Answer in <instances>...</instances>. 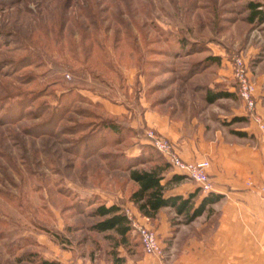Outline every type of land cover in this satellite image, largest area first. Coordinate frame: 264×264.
Returning a JSON list of instances; mask_svg holds the SVG:
<instances>
[{"label":"rangeland","instance_id":"obj_1","mask_svg":"<svg viewBox=\"0 0 264 264\" xmlns=\"http://www.w3.org/2000/svg\"><path fill=\"white\" fill-rule=\"evenodd\" d=\"M93 2L98 3L95 17L80 15L79 8ZM245 3L0 0V97L5 96L0 99V264H35L19 260L28 252L47 259L106 258L112 242L89 229L99 218L87 213L105 201L100 195L129 190L126 171L109 169L107 162L124 163L122 156L116 157L120 154L135 157L128 153L136 145L131 121L139 98H163L182 117L202 107L206 127L216 121L236 126L234 113L243 102L231 59L240 55L264 103V22L248 23ZM180 37L186 38L184 49L177 42ZM73 48H93V64L109 59L112 66L92 69L78 62L69 70L60 55L69 57ZM210 55L219 62H200ZM191 64L194 71L182 82ZM81 66L84 71H73ZM52 75L61 79L58 84L50 81ZM64 88L73 91L64 93L63 109L47 122L51 108L67 92ZM207 89L234 95L208 104L203 102ZM31 91L41 96L24 101L22 108L19 100H27ZM102 99L124 102L130 115L107 114ZM109 118L126 122L120 135L107 128L114 123ZM148 129L143 128L144 136ZM150 154L163 157L156 150ZM194 192L203 193L198 187ZM168 212L172 225L185 222L182 215ZM205 212L202 218L210 211Z\"/></svg>","mask_w":264,"mask_h":264},{"label":"crops","instance_id":"obj_2","mask_svg":"<svg viewBox=\"0 0 264 264\" xmlns=\"http://www.w3.org/2000/svg\"><path fill=\"white\" fill-rule=\"evenodd\" d=\"M148 99L139 98L136 104V118L131 121L136 130V145L128 155L137 156L143 145H149L143 128H152L174 144L183 160L206 158L210 161L211 193L219 195V199L206 207L210 212L204 218L205 211L190 222L172 225L167 216L168 211H173L169 207L162 208L155 218L141 215L125 195L135 188L131 180H127L129 190L119 188L114 195H100L107 206L116 204L129 209L139 222L154 227L160 238L162 259L144 254L142 247L136 244L130 251L119 248L126 264H264V128L246 116L243 103L239 112L234 113L241 118L233 121L238 123L236 126L216 121L206 127L200 114L202 107L182 117L174 112L175 108L172 110L173 106L150 96ZM256 99V111L264 123V103L258 96ZM100 102L109 115L123 117L131 113L124 102L105 99ZM232 130L242 131L244 135H236ZM125 174L128 177V172ZM173 174L179 172L169 167L162 182ZM197 187L194 181L181 180L172 184L166 194L186 197ZM204 196V193L196 195V206ZM132 232L138 241L139 236L134 230ZM68 257L54 259L62 264L109 262L107 259L83 261Z\"/></svg>","mask_w":264,"mask_h":264},{"label":"trees","instance_id":"obj_3","mask_svg":"<svg viewBox=\"0 0 264 264\" xmlns=\"http://www.w3.org/2000/svg\"><path fill=\"white\" fill-rule=\"evenodd\" d=\"M98 5L97 2H93L92 4L84 5L79 8L80 15H83L85 18L91 19V17H95V10ZM244 9L247 11L246 20L248 23H263L264 22V4L262 2H258L255 0H246V3L244 4ZM91 21V20H90ZM96 41V39H94ZM177 42L180 45V48L184 49V47L187 45L186 38L180 37L177 39ZM93 48H90L88 50H81L78 52L75 50V48L70 50L69 57H65L63 54L60 56L62 57L61 61H65L63 63L64 66H66L67 69L71 68V63H78L81 62L85 65V67H91L93 69H101L103 65L106 66V68H111V62L109 59H107V62H102V64L97 65V63H92L91 56L93 55L92 52ZM83 55L82 56H80ZM51 61V60H50ZM202 63H218L219 57L218 56H207L202 61ZM195 64V63H194ZM194 64H191V66L188 68L187 72L182 74L180 77L182 82L187 81L189 76L193 73V66ZM51 65H53L51 61ZM75 65V64H74ZM38 66H41L38 65ZM60 69L59 71L63 72L64 69ZM70 70V69H69ZM73 71L75 72H82L84 71L83 66L81 68H73ZM60 78L57 76L52 75L50 78L51 82H54L55 84H58L60 82ZM157 87V86H156ZM67 92H63L62 95L58 98V107L51 108V111L49 113V116L47 118V122H50L54 119L55 113L59 111L60 108V102L64 98L66 93H71L73 89L71 88H64ZM63 89V90H64ZM155 86L151 89L152 91H155ZM150 91V92H152ZM32 93L31 96L29 95L26 100L24 98L23 92H18V97L21 99L22 97L24 99L19 100L20 106L23 108L25 107L24 101H33L37 99L41 94L39 92H29ZM28 93V94H29ZM65 93V94H64ZM27 94V95H28ZM7 95V94H6ZM9 95V94H8ZM26 95V96H27ZM234 94L232 92H229L227 90H211L207 89L205 94L203 95L204 101L208 104H211L215 102L218 99L221 98H229L232 97ZM5 96L0 97L4 98ZM163 102V98L159 99L158 102ZM63 108H60L62 110ZM70 107L67 106L63 110V114L65 115L66 112H69ZM62 113V112H61ZM40 116V115H39ZM63 117V115H62ZM61 119V118H60ZM59 119V120H60ZM110 122L112 123L114 120H111L112 118H109ZM241 118H234L233 121L240 120ZM123 123L126 122L124 121ZM122 122H115L112 124L108 123L107 128L111 130L113 133L121 134L119 129L124 130V124ZM120 125V126H119ZM42 126V125H41ZM131 130L130 128H127ZM133 135L136 131H132ZM232 132L236 135L242 136L244 133L242 131H236L232 130ZM36 135V134H35ZM135 136V135H134ZM133 136V137H134ZM135 138V137H134ZM120 140V138H117L114 140L117 141ZM156 149L152 145H143L141 147L140 153L135 157H128L125 154H120L116 157H123L125 159L124 163H116L113 160L111 162H107V167L109 169H115V170H122L128 172L127 180H131L135 183V188L131 189L128 194V199L132 201L138 211L141 213V215L148 217V218H155L158 212L164 208L169 207L171 208L176 215H182L184 217L185 222H190L194 220L196 217L201 215L206 207L210 204H212L214 201L219 199V195H214L211 192L208 193L206 196L202 198L200 203L196 206L194 204V198L197 195V192H192L188 196H183L180 194H173V195H167L166 190L172 185L179 183L185 176L181 174H173L170 179L166 180L165 182H162V180L165 178L166 173L169 171L170 165L167 163V161L160 157L158 154L157 157H154V155L150 154V152L155 151ZM157 151V150H156ZM158 152V151H157ZM161 160L162 162L158 161ZM148 163V167H144V164ZM91 204V203H88ZM90 217H97L98 220L92 222L89 226V229L95 233H103L106 238L110 239L112 244H110L109 251L107 252V256L105 259H107L109 262L108 264H126L125 257L120 255L119 248H124L127 251H130L133 249V246H136V244L141 245L140 238H138V241L134 240L136 239V235H133V228L131 226V223L127 216L125 215L123 208L119 205L112 204L107 206L104 202L99 203L95 205L91 210L89 211ZM19 260H26L35 264H62L60 261L56 259H47L41 257L37 253L28 252L20 256Z\"/></svg>","mask_w":264,"mask_h":264},{"label":"built area","instance_id":"obj_4","mask_svg":"<svg viewBox=\"0 0 264 264\" xmlns=\"http://www.w3.org/2000/svg\"><path fill=\"white\" fill-rule=\"evenodd\" d=\"M232 61V76L236 83V91L244 104L246 116L264 128L262 117L256 111L255 86L250 72L240 55H234ZM147 142L152 145L167 161L171 168L193 180L203 193H210L213 184L209 175L210 161L206 158L192 161L183 160L178 154L174 144L153 129L145 132ZM129 219L133 230L139 236L144 254L162 259L163 247L156 229L138 221L135 214L129 209H123Z\"/></svg>","mask_w":264,"mask_h":264}]
</instances>
